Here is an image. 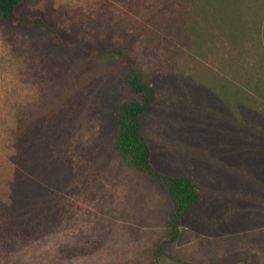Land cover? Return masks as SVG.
I'll list each match as a JSON object with an SVG mask.
<instances>
[{
    "label": "rangeland",
    "instance_id": "1",
    "mask_svg": "<svg viewBox=\"0 0 264 264\" xmlns=\"http://www.w3.org/2000/svg\"><path fill=\"white\" fill-rule=\"evenodd\" d=\"M241 3L258 28L241 42L199 0L21 8L83 49L127 51L152 83V163L201 195L175 242L167 196L109 150L116 63L0 21V264H264V0Z\"/></svg>",
    "mask_w": 264,
    "mask_h": 264
},
{
    "label": "trees",
    "instance_id": "2",
    "mask_svg": "<svg viewBox=\"0 0 264 264\" xmlns=\"http://www.w3.org/2000/svg\"><path fill=\"white\" fill-rule=\"evenodd\" d=\"M29 0H0V21L26 29L41 31L49 35L51 44L73 48L80 55L95 62H114L120 69L121 96L113 103V130L109 150L111 155L127 167L158 187L166 196L170 208L166 218L165 242H175L180 236L181 221L184 216L200 204L197 184L186 175H168L159 171L152 163L151 148L143 135L142 118L148 112L154 88L146 75L127 58V51L120 48H85L58 31L45 17L21 11ZM205 8H211L212 16L219 21V28L232 40L241 42L250 35L254 25L246 26L242 19L241 0H199ZM209 6V7H208ZM252 27V28H251ZM264 59V58H263ZM250 81V80H249ZM261 91V88L257 87ZM159 252L160 245L157 246Z\"/></svg>",
    "mask_w": 264,
    "mask_h": 264
}]
</instances>
